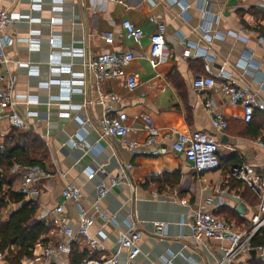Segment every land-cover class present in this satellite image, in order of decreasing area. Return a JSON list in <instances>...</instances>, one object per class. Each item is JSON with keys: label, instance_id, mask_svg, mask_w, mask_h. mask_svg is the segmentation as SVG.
Listing matches in <instances>:
<instances>
[{"label": "crops", "instance_id": "crops-1", "mask_svg": "<svg viewBox=\"0 0 264 264\" xmlns=\"http://www.w3.org/2000/svg\"><path fill=\"white\" fill-rule=\"evenodd\" d=\"M40 2L41 10L32 15L46 22L53 16L51 8L58 6L61 11L54 15L61 22L51 27L19 22L5 29L2 34L11 42L4 52L11 63L2 69L3 80L0 81L3 88L9 75H13L16 96L37 97L36 106H16L21 116L26 111L37 113L36 117L27 119L32 130L19 132L30 133L39 142V147L30 152L31 159L39 161L44 169L63 175L43 181L35 219L49 226L51 211L63 202L61 188L68 183L81 188L80 206L93 219L90 234L107 251L115 248L117 234L134 224L140 236L141 255L127 261L126 253L121 251V264H161V257L172 258V264H218L226 244L206 240L195 243L188 224L191 214L201 211L231 222L238 230H245L257 206L254 200L257 197L235 179L232 172L234 168L246 166L257 173L264 172V148L257 144L264 138V9L254 0ZM0 7L18 14L29 11L25 1L0 0ZM123 21L140 28L143 38L139 41L124 39ZM209 22L212 33L219 35L210 44L201 33V28ZM159 25L165 39V57L153 70L145 57L149 52V37L159 31ZM29 29L40 30L38 51H29L23 42ZM107 33L112 34L111 44L103 40ZM51 36L61 41L58 49L62 53L61 61L69 65L74 74L81 73V61L78 57H69L67 50L81 38L86 58L116 49L135 55L126 71L137 76L138 86L129 92L121 81L108 80L100 85L99 91L117 95L118 101L113 107L127 115V125L133 129V137L139 144L137 148L128 149L115 139H106L94 149L102 111L97 87L88 76L82 87L75 82L80 79L69 73L53 77L47 64ZM188 45L206 49L207 59L183 58L182 51ZM244 61L249 62L246 67L242 66ZM16 63H28L31 72L36 73L31 74ZM221 67L225 73L223 83L233 82L236 87H248L254 93L257 105L249 123L243 121L242 108L230 106L217 90L197 91L192 87L197 77L216 79ZM51 78L74 81V92L69 98L58 100L64 88L58 84L46 86ZM207 99H213L214 109L226 117L227 128L223 133H217L210 124V113L204 108ZM63 104L70 105V109H66L69 118L60 117ZM144 115L151 118L157 131L155 143L150 146L143 145L146 139L142 131ZM81 120L86 124L80 123ZM9 128L7 123H0V142ZM174 131L211 135L219 144V168L201 174L192 171L185 159L173 151L171 141L164 137ZM69 139L83 141V149L70 147ZM124 166L130 167L125 171V184L112 187L98 203V211H93L94 183L107 184L117 175L118 167ZM90 171L96 173L92 181L87 180ZM10 177V190L18 192L20 176ZM63 207L68 225L76 228L75 206L63 203ZM11 209L9 205L0 210L3 215L0 221L8 218ZM103 214L108 220L101 217ZM154 223L165 225L162 234L155 231ZM51 241L70 243L64 236ZM35 251L38 252L37 247ZM78 251L86 252L82 246ZM98 253L94 252L93 256ZM236 263L264 264L251 254L239 257ZM52 264H69L68 255L57 256Z\"/></svg>", "mask_w": 264, "mask_h": 264}, {"label": "built area", "instance_id": "built-area-1", "mask_svg": "<svg viewBox=\"0 0 264 264\" xmlns=\"http://www.w3.org/2000/svg\"><path fill=\"white\" fill-rule=\"evenodd\" d=\"M19 1L27 2L29 11L27 14H18L0 7V81L3 80L2 69L11 63L10 59L5 56V48L10 45L11 40L3 36V31L19 22H25L28 25L36 24L40 26L51 27L61 22V19L54 14L61 11V8L54 6L51 8L53 16L48 21H42L39 17L32 15L34 12L41 10L40 0H10L11 3ZM258 7L264 9V0H254ZM156 23L153 18L149 19ZM122 29L124 31V39L139 41L144 34L140 28L135 27L129 21L122 22ZM202 36L205 41L210 44L212 39L219 37V35L212 33L211 24L206 23L201 28ZM40 35V30L29 29L28 36L23 40L27 45L29 51H38L39 43L37 38ZM264 37V35H263ZM106 44L112 43V34L107 33L103 36ZM76 44L69 47L67 54L69 57H78L81 61L82 71L79 74L71 72V67L62 63L61 41L51 36L48 40L49 48L51 49L47 64L50 71L55 77L59 73H69L71 76H76L80 81L77 82L81 87L84 84L85 78L91 77L97 87L98 103L101 106V118L98 123V139L95 143L94 149L97 150L99 142L106 139H115L119 141L120 145L128 149H135L139 146L136 139L133 137V129L127 125L128 117L122 111H115L114 105L118 101V97L114 93H105L99 91L100 85L108 80L121 81L125 90L131 92L139 84L138 78L132 73L126 71V67L136 58L130 52H125L119 49L103 52L95 57L86 58L84 47V39L81 38L75 41ZM183 58H197L207 59L206 49L200 48L197 45H188L182 51ZM165 57V39L162 33V26L159 25V31L149 37V52L145 57L151 69L156 70L163 62ZM249 61V60H248ZM244 61L242 66L246 67L249 62ZM18 67L26 68L31 74L32 68L28 63H16ZM225 73L221 67L218 70L217 78L207 76L197 77L192 82V87L197 91L217 90L227 100L230 106H239L243 111V121L249 123L253 116L254 108L257 105V100L254 93L248 87H236L233 82L223 83ZM15 77L9 75V78L3 88H0V123H7L8 127L22 132H29L32 130V125L27 122V119L34 118L37 113L34 111H26L24 116L19 115L16 106L23 104L27 107L36 106L38 104L37 97L33 95H25L18 97L13 93V86ZM74 81L63 82L56 78H51L46 86L50 84H58L64 88L63 95L58 97V100L67 99L74 92L72 84ZM83 93V91H80ZM82 108L85 105H81ZM60 117L69 118L67 110L70 105H60ZM64 108V109H62ZM204 108L210 113V124L217 133H223L227 128V120L223 113L215 108V101L207 99L204 103ZM142 131L146 134L144 146H150L155 143L157 136L156 127L150 117L142 116ZM80 123L86 124V121L81 120ZM172 143V149L177 154L185 159L192 171L197 174L207 173L219 168V144L209 134L199 131H194L190 134H183L180 132H169L164 136ZM72 148L83 149V141L76 139H69L67 143ZM257 144L264 148L262 141ZM130 169L129 166L118 167V173L115 177L109 179L108 183L95 182L94 183V197L92 203V210L98 211V203L106 197L109 190L121 184H125V171ZM11 175L20 176L19 194L24 200H31L36 202L41 193V187L44 180L50 179L54 176H63L60 172L54 173L44 169L42 166L33 164H14L10 170ZM95 172L87 173V180L92 181L95 177ZM232 175L239 180L247 188H249L258 199V204L254 209L249 221V227L245 230H238L231 222L225 221L211 213L194 211L190 216V223L188 224L190 235L195 243L202 241H217L225 243L226 246L222 248V258L218 264H237L239 257L243 255L249 256L254 251V257L264 263V245L253 247L251 245L252 238L264 228V172L257 173L249 167L234 168ZM62 203L58 204L51 211V220L49 226L50 232L46 236L49 240L48 244H37L38 252L35 247L30 259H24L21 264H52L55 258L61 254H69L71 251V244H76L77 247L82 246L86 252L87 257L84 258L80 264H121V251L126 253L127 261H132L141 255V248L139 246V233L135 229L134 224L130 225L126 231H121L117 234L115 240V248L108 251L102 244L90 234V227L93 224V219L80 206L82 199L81 188L65 184L61 188ZM63 203H71L75 206L77 211V226L71 228L68 225V217L65 213ZM103 219L108 220L107 215H101ZM3 215L0 213V220ZM112 220V218H110ZM155 231L162 234L165 227L163 223H154ZM57 236H64L70 239V243L52 242L51 240ZM94 252H99L97 256H93ZM4 261V256L0 254V262ZM161 264H172V258H160Z\"/></svg>", "mask_w": 264, "mask_h": 264}, {"label": "trees", "instance_id": "trees-1", "mask_svg": "<svg viewBox=\"0 0 264 264\" xmlns=\"http://www.w3.org/2000/svg\"><path fill=\"white\" fill-rule=\"evenodd\" d=\"M262 140L264 143V138ZM37 147L39 142L30 133H20L13 128H9L0 142V210L12 205L8 218L0 221V254L5 264H21L22 260L32 257L37 244L49 242L46 236L51 227L35 219L37 203L24 200L21 194L10 190V170L14 164L40 165L30 158V152ZM254 200L258 204V200ZM251 245H264V228L252 238ZM86 257V252H79L77 245L71 244L69 264H80Z\"/></svg>", "mask_w": 264, "mask_h": 264}, {"label": "water", "instance_id": "water-1", "mask_svg": "<svg viewBox=\"0 0 264 264\" xmlns=\"http://www.w3.org/2000/svg\"><path fill=\"white\" fill-rule=\"evenodd\" d=\"M238 209H240V207H239ZM254 254H255L254 251H252V252H251V255L254 256Z\"/></svg>", "mask_w": 264, "mask_h": 264}]
</instances>
